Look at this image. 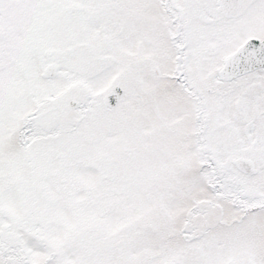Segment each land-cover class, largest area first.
<instances>
[{"label": "snow or ice", "instance_id": "1", "mask_svg": "<svg viewBox=\"0 0 264 264\" xmlns=\"http://www.w3.org/2000/svg\"><path fill=\"white\" fill-rule=\"evenodd\" d=\"M0 264H264V0H0Z\"/></svg>", "mask_w": 264, "mask_h": 264}]
</instances>
